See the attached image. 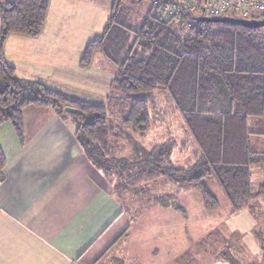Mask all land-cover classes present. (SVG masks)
I'll use <instances>...</instances> for the list:
<instances>
[{
    "label": "trees",
    "instance_id": "trees-1",
    "mask_svg": "<svg viewBox=\"0 0 264 264\" xmlns=\"http://www.w3.org/2000/svg\"><path fill=\"white\" fill-rule=\"evenodd\" d=\"M143 1L114 0L102 33L82 51L81 65L89 66L99 52L116 69L105 104L73 98L41 82L18 78L5 60L4 44L13 34L37 36L50 0L0 3V125L9 123L22 145L23 110L28 106L50 107L74 125L80 149L117 196L137 194L141 186L163 179L167 184L183 185L173 197L177 212L184 211L177 203L180 191L198 193L204 209L215 212L220 206L206 183L214 178L232 214L254 208L264 195V178L255 187L251 168L264 170V156L252 149L247 120L264 118V28L196 20L204 15L193 16L188 27L180 28L174 25V16L159 14L154 0H148V8L141 9ZM121 34L124 47L116 41ZM158 90L173 102L198 148L191 166L173 165L169 141L148 149L138 146V155L132 149L128 155H120L124 150L120 142L125 140L128 147L139 145L131 136L142 138L151 129L143 95ZM119 105L122 125L115 128L110 125L108 111ZM65 107L77 113H67ZM5 165L0 147V183ZM253 236L261 235L253 231ZM247 264L256 263L251 260Z\"/></svg>",
    "mask_w": 264,
    "mask_h": 264
},
{
    "label": "crops",
    "instance_id": "crops-1",
    "mask_svg": "<svg viewBox=\"0 0 264 264\" xmlns=\"http://www.w3.org/2000/svg\"><path fill=\"white\" fill-rule=\"evenodd\" d=\"M113 2L50 0L41 32L15 38L25 46L17 52V65L4 49L6 62L15 74L18 68L25 72V77L16 74L20 79L73 98L89 101L96 94L99 103L106 101L114 65L102 54H95L89 66L80 59L87 42L106 25ZM98 82L97 93L91 88L88 97L78 95L86 83ZM23 125L22 145L9 123L0 125L6 160L0 183V264H124L108 255L129 229L128 222L112 186L77 144L74 125L50 107L34 106L23 110ZM134 252L125 253L126 260ZM130 262L126 264L138 261Z\"/></svg>",
    "mask_w": 264,
    "mask_h": 264
},
{
    "label": "rangeland",
    "instance_id": "rangeland-1",
    "mask_svg": "<svg viewBox=\"0 0 264 264\" xmlns=\"http://www.w3.org/2000/svg\"><path fill=\"white\" fill-rule=\"evenodd\" d=\"M148 3V0H144L140 4L141 9L146 8ZM101 33L102 31L98 36ZM24 36L10 35L4 44L5 52L10 53L16 65L17 52L25 45L15 38ZM116 41L121 47L126 46L123 34ZM96 54L102 56L99 52ZM107 64L109 69L114 70L111 63ZM92 68L94 70L97 66ZM16 74L21 77L26 75L19 68ZM113 74L114 71L111 72L109 80ZM88 78L86 71L85 80ZM86 85L88 87L84 89L80 87L81 92L78 90L79 96L82 97L84 94L88 97L91 88L93 93H97L101 87L100 82L96 85L91 83ZM92 95L89 101L97 104L106 103L105 100L99 103L100 96ZM114 96L120 95L114 93ZM143 97L148 103L152 119L151 129L142 138L132 133V139L139 145L128 147L125 140L120 142L119 144L124 146L120 155H128L126 152L130 149L138 155L140 154L138 146L148 149L160 142L169 141L172 145L173 165L179 168L191 166L196 161L198 148L173 102L169 101L165 92L161 90L146 93ZM122 111L121 105L117 109L114 107L109 109L108 118L112 127H121ZM247 123L248 131L251 133L249 138L252 149L264 156V118L248 119ZM126 132L131 135L129 130ZM251 169L252 181L256 187L264 178V170L256 166ZM167 183L162 179L141 186L137 194L126 192L119 196L115 195L129 229L117 239L116 250L108 255L110 260H120L124 264L127 261H131L130 263L138 261L137 264H247L252 260L253 263L264 264V195L256 200L254 208H245L232 214L231 206L216 180L208 178L206 183H209L211 192L215 194L219 209L207 212L198 193L180 191L177 203L184 211L177 212L173 208L176 203V198L173 200V197L174 194L176 196L177 189L181 187L184 189L183 185ZM169 194L172 197H169ZM252 230L260 232L261 236L255 239ZM133 251L136 256L126 260L125 253Z\"/></svg>",
    "mask_w": 264,
    "mask_h": 264
},
{
    "label": "built area",
    "instance_id": "built-area-1",
    "mask_svg": "<svg viewBox=\"0 0 264 264\" xmlns=\"http://www.w3.org/2000/svg\"><path fill=\"white\" fill-rule=\"evenodd\" d=\"M172 1H176L172 3ZM160 15H172L175 26L188 27L193 16L247 19L264 16V0H154Z\"/></svg>",
    "mask_w": 264,
    "mask_h": 264
},
{
    "label": "water",
    "instance_id": "water-1",
    "mask_svg": "<svg viewBox=\"0 0 264 264\" xmlns=\"http://www.w3.org/2000/svg\"><path fill=\"white\" fill-rule=\"evenodd\" d=\"M197 21H205L208 23H220V24H229L233 26H242L247 29L252 28V29H261L264 28V16H261L260 18H248V19H243V18H233L230 16H223V17H201V18H196ZM64 111L67 113L71 114H76L77 110L74 108L70 107H65Z\"/></svg>",
    "mask_w": 264,
    "mask_h": 264
}]
</instances>
